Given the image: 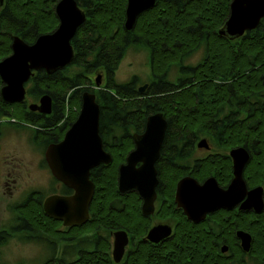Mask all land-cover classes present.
Wrapping results in <instances>:
<instances>
[{"label": "trees", "instance_id": "obj_1", "mask_svg": "<svg viewBox=\"0 0 264 264\" xmlns=\"http://www.w3.org/2000/svg\"><path fill=\"white\" fill-rule=\"evenodd\" d=\"M77 1L85 8L87 19L72 38L73 62L50 75L37 70L28 80L31 85L27 88V99L51 94L52 112L47 116L31 112L26 103L9 104L0 97V118L7 114L16 120L15 128L25 125L33 130L32 141L43 143L44 147L60 140L77 117L81 92L91 90L96 94L100 105L99 133L113 161L91 171L90 179L95 184L90 204L92 215L85 225L69 229L73 235L69 239L99 225L112 228L124 225L133 230L135 225L147 224L140 210L141 199L135 191L121 193L117 189V174L119 163L124 162L134 146L130 133L142 131L150 113L161 111L168 121L163 146L179 147L174 151L162 150L163 159L158 162L161 191L170 199L175 182L187 171L185 164L194 141L201 134L218 141L222 150L248 145L256 138L264 140V17L257 28L228 40L217 31L228 18L231 0H156L151 9L141 12L131 30L123 26L126 0ZM55 2L4 0L0 5V60L11 54L12 34L33 43L40 34L55 30L58 24ZM201 44L206 47L205 58L195 65L182 64L183 58ZM132 45H144L149 50L152 80L145 94L137 90L135 76L123 83L115 79L122 57ZM171 65H177L182 75L177 77V84L167 78ZM68 68H73L74 73L64 74ZM94 73L102 75L103 82L97 88L91 87L95 86L91 76ZM1 84L0 80V88ZM223 104L229 109L220 116ZM49 126L54 128L51 130ZM46 128L49 130L43 132ZM209 157L220 158L215 163L223 167L216 170L217 176L225 182L231 163L227 153L202 159ZM199 162L193 166L191 175L203 179L210 174V165L208 161ZM260 165L254 159L247 164L244 172L248 183L256 184L263 173ZM63 191L71 192L65 186ZM34 193L37 197L30 194L18 207L21 222L31 232L62 239L67 232L60 233L56 229L59 222L43 211L40 202L44 193ZM256 218L251 215L249 219L253 235L251 251L264 264V220ZM5 232L0 231V243L7 238ZM95 242L93 250L80 252L85 254L69 264H111L101 252L108 251L109 244L101 238ZM138 253L131 254L125 264H154L147 248ZM157 261L169 264L165 257ZM41 264H50V260Z\"/></svg>", "mask_w": 264, "mask_h": 264}, {"label": "water", "instance_id": "obj_2", "mask_svg": "<svg viewBox=\"0 0 264 264\" xmlns=\"http://www.w3.org/2000/svg\"><path fill=\"white\" fill-rule=\"evenodd\" d=\"M156 0H126L123 26L131 30L141 12L151 9ZM4 0H0L2 5ZM58 25L52 32L36 37L33 43H27L19 35L10 37L11 54L0 60V97L3 102L13 104L26 103L29 111L48 115L53 109V98L49 93H42L36 101L27 100L26 82L37 70L54 74L67 67L74 58L71 38L78 27L86 20L84 11L77 0H59L55 4ZM264 17V0H231L229 15L218 29V34L229 39H236L251 29L259 26ZM95 86L102 84L101 74L94 78ZM144 84L140 90L145 88ZM80 109L77 118L57 142H50L44 151L45 160L53 176L74 192L71 195L52 194L43 200V211L52 219L60 220L69 226L85 224L89 218V206L95 192V184L90 179V170L99 164L112 161L99 133L100 105L95 92L83 90L80 96ZM144 130L132 133L134 148L126 155V160L118 165L117 189L121 193L134 189L142 199L141 210L144 215L154 211L158 184L155 163L159 158L168 121L161 111L150 113L145 120ZM199 148H208L205 137L197 141ZM232 159L233 178L228 187H219L216 179L206 178L199 183L193 176H183L176 183L175 201L184 209L188 218L202 219L210 210L217 207H233L237 201L247 196L242 208H254L259 212L264 207L262 188H247L243 179V169L248 162L249 153L242 146L229 150ZM170 233L166 226L151 228L146 236L150 241H158ZM241 247L250 250L252 237L243 230H238ZM112 254L119 261L127 244L126 232L114 233Z\"/></svg>", "mask_w": 264, "mask_h": 264}, {"label": "flooded vegetation", "instance_id": "obj_3", "mask_svg": "<svg viewBox=\"0 0 264 264\" xmlns=\"http://www.w3.org/2000/svg\"><path fill=\"white\" fill-rule=\"evenodd\" d=\"M58 1L59 0H56L55 4ZM77 4H78V1H77ZM125 4H126V2H125ZM78 6H80V5L78 4ZM80 8L84 11L85 17H86L85 8L82 6H80ZM86 19H87V17H86ZM77 31H78V29H77ZM77 31H76V33H77ZM72 40L73 39L71 38V44H72ZM63 69H61V70H63ZM101 81H102V77H101ZM149 83L150 82H148V83L145 82L144 83V84H146L145 88L142 90H140V88L144 84L140 85V86H136V88L140 93L145 94L146 92L149 91L148 90ZM52 104H53V102H52ZM15 123H16V120L14 118H11L9 115L5 114V115L1 116V118H0V140L6 138L5 137L6 133L13 132L14 130L15 131L17 130V128H15ZM27 125L30 127H33V128H37V127L29 125V124H27ZM53 128H54L53 126H49V129L52 130ZM41 129L44 130V128H41ZM49 129L46 128V131H43V132H47ZM142 131H140V132H142ZM136 132L132 131L130 133L131 138L133 136L132 133H136ZM140 132H138V133H140ZM166 134H167V130H166ZM166 134H165V136H166ZM62 138H60V139H62ZM164 140H165V137H164ZM206 140L208 141L209 147L204 148V149L209 150V151H208V154H206L205 156H209V155L212 156L213 154L220 153V152H226L227 153V155L229 157V162H231L230 163V171L228 172L229 178L225 182H221L217 176L216 170L219 169L218 171H220L221 168L223 167V166H217L215 163V162H219L220 158L209 157V158L202 159V158H204V156L202 158L193 159L191 164L189 163V161L186 162L187 164H185V167L187 168V171H186V173L182 174L181 177L186 176V175H189L191 177L193 176L195 179H197V181L199 183H203V181L208 177H213L216 179V182L219 185V187L225 189L228 187L229 183L231 182V180L233 178V173H232L233 162H232V159L229 155V152H230L229 150L234 148L235 146L222 150L220 147L217 148L213 144L214 141L211 142L209 137L206 138ZM58 141H60V140H58ZM132 141H133V138H132ZM102 143L104 146L105 140H103V138H102ZM251 143L248 145L245 144V146L244 145H236V146L244 147L249 153V158L247 160L248 162L246 163V165L243 169V179L247 185V188L258 187V186H260L262 188V198H263V203H264V140H262L260 138H256V139H252ZM36 145L42 146L43 143H41V144L39 143ZM133 145H134V143H133ZM218 145H219V143H218ZM46 146H44V149ZM134 146H133V148H134ZM183 147H184V145H182L180 148L182 149ZM104 148L107 152H109L111 154V157H112L111 151L108 150L105 146H104ZM178 148L179 147L176 145L165 147V146H163V144L160 148V152H159L160 155H159L157 162L155 163L156 169H157L158 184L156 186V196H155L156 199L154 200V203H153L154 211L152 213H150L149 215H144L142 213V210H141L142 199L140 198V196L138 195L136 190L128 189V190L135 191L136 194L138 195V197L141 199L140 210H141V214L147 220V224H140V226L135 225L133 227V230H131L130 228L128 229L124 225L118 226V228L105 227L102 225L97 226L95 228V230H97V228L102 226L103 231L107 230L108 233L111 234L110 240L105 235H101V234H99L100 237H97V238L104 239L109 244V250L108 251H101V252H103L106 255L108 260L111 261V264H125L127 258L129 256H131V254H133V255L137 254L141 250V248H147L148 249L149 257H151L153 259L152 263H154V264H158L157 258H163V257H165V259H167L169 264H196V263L197 264H233V263L242 264V263L247 261V259H246L247 256L249 258L251 257L250 259L255 260L256 258H255L254 253L251 251V249H252L251 246H250L249 251H245L241 247V240L237 236V232H238V230H243L246 233L250 234V236L253 238V235H252V232H251L250 226H249L250 216L252 215L254 218L257 217L256 218L257 221L259 219L264 220V207L259 212H255L254 208H252V207L248 208V209L242 208L241 204L244 202V200L247 197V196H245L242 199H240L239 201H237V203H235L233 207H217V208H215V210L208 211L202 219L196 221V220H193L191 218H188L184 212V209L178 207L177 203L175 201L174 195H175L176 188H177L176 183L178 180L181 179V177L178 178L174 184L175 187H174V190L171 194L172 199H170V197H167L165 194L162 193V191H161L162 190V187H161L162 181L160 178V169L158 168V162L161 161V159H163L162 150L170 149V150L174 151V150H177ZM251 159H254L256 161V164H258V167H261L260 164L262 163L261 171H263V173L259 177V179L256 180V182H255L256 184L248 183L246 180V174L244 172L247 164L250 162ZM125 160H124V162H125ZM112 161H113V157H112ZM166 161H168V160H166ZM199 161H201V162L202 161H204V162L208 161L207 163H209V165H210L209 169L211 172H210V174L204 176L203 179H199L196 176L191 175L192 170H193V166L195 165V163H200ZM110 163H108V164H110ZM121 163H123V162H121ZM41 165L44 166V168H46L50 172V175H51V184H50L51 189L50 190L51 191L48 195L43 196L40 203H42L46 197H48L54 193L60 194V195H63V194L64 195H71V194H73L74 191L72 189L67 187L63 182L58 181L53 176L52 171L50 170L49 165L47 163V160H45L44 155L41 158ZM105 165H107V164H105ZM105 165L99 164L97 166H94V168H98L100 166H105ZM94 168H92L90 170V173L92 170H94ZM63 186L68 188L69 191H71V192L65 193V191H63ZM34 192H40L41 193V191L36 190V189L30 190L29 194L26 195L24 200H22L19 204L14 205V207H16V215H17L16 220L19 222V224L12 225L10 227L11 232H15V230L20 231V233L21 232H31L21 222V217L19 215L18 207H20V205H23L22 203L26 200V198L28 196H30V194H31L32 198L37 197V194ZM42 207H43V203H42ZM98 211H101V209H98ZM88 212H89V218L86 220V222L88 220H90V217L92 215V212H90V206H89ZM57 221L59 222V225L57 226L56 229L60 233L67 232L66 235L62 236V239H59L60 241L66 240L68 242H73L77 238L86 235V233H90L89 231L88 232H82V233H80L81 235L77 236V238L74 237L75 239H69L68 237L71 238V236H73L72 234H70L69 229L75 228V227H80L82 225H80V226H76V225L75 226H69V225L63 224L62 221H60V220H57ZM86 222H85V224H86ZM85 224H83V225H85ZM162 225L169 228L170 233L167 236L165 235L164 237L160 238L158 241H150L146 236L149 234L151 228H153L155 226H162ZM136 227H138L139 229H137ZM3 230L8 231V230H6V228ZM119 230L126 232L127 244L124 247V250L122 253L123 255L121 256L120 260L115 261L114 255L112 254V250H113V246H114L113 240H114V233L116 231H119ZM140 230H142V232H140ZM8 234H9V232H8ZM24 236H25L24 234L21 235V237H24ZM27 236L32 237L31 234L27 235ZM262 236H264V234ZM97 238L94 240V242H92L93 245L91 248H87V249L79 248L78 253L72 255L73 257H70L68 260L65 259L64 257H61V256H55V257L53 256V258L51 260L55 261L54 264H69L71 262H74L78 258H80L82 254H85V253H80V252H84V251L86 252L87 250H93L97 246V244L95 242L97 240ZM56 239H58V238H56ZM251 245H252V240H251ZM256 260H258V259H256Z\"/></svg>", "mask_w": 264, "mask_h": 264}, {"label": "rangeland", "instance_id": "obj_4", "mask_svg": "<svg viewBox=\"0 0 264 264\" xmlns=\"http://www.w3.org/2000/svg\"><path fill=\"white\" fill-rule=\"evenodd\" d=\"M205 52L206 47L204 44H201L197 49L183 58L182 64H198V62L205 58ZM149 65L148 48L144 45H132L123 55L117 67L115 79L123 83L130 81L135 76V79H137L136 86L143 85L145 82H151L152 76ZM73 70V68H68L64 71V74L71 75L74 73ZM91 76L93 80L96 77V73ZM179 76H182L179 72V67L171 65L167 78L177 84L179 82L177 77ZM25 84L26 88L31 85L28 82ZM91 87H94V85H91ZM36 100L28 97V101ZM228 109L227 105L223 104L220 116L227 113ZM18 128L21 129L6 133V138L0 140V231L5 228L8 230L5 232L6 240L0 243V263L41 264L50 259V263L54 264L55 261L51 260L53 256H61L68 260L70 257H73L72 255L78 253L79 248H91L92 242L97 237H100L99 234L105 235L110 240L111 234L107 230L103 231L102 226L97 228V230L95 228L86 229V232L92 231H89L90 233H86V235L77 238L73 242L60 241L55 237L47 236L45 233L40 235L34 231L20 233V231L15 230V232H11L10 227L19 224L16 220V207L14 205L24 200L30 190H39L44 193V196L48 195L51 191L50 172L41 165L44 147L38 146L32 141L33 130L28 129L25 125ZM203 136L208 138L207 135L201 134L194 141V145L190 150L191 154L188 158L190 164L193 159L202 158L208 154L209 150L203 147L199 148L196 145L197 141ZM213 144L219 148L218 141H214ZM23 234L25 236L21 237ZM30 234L32 237L27 236ZM250 258L247 256V261L242 264H261L258 260Z\"/></svg>", "mask_w": 264, "mask_h": 264}]
</instances>
